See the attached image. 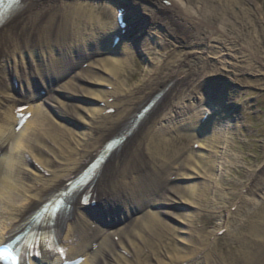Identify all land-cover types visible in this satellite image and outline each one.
Here are the masks:
<instances>
[{
	"label": "bare ground",
	"instance_id": "bare-ground-1",
	"mask_svg": "<svg viewBox=\"0 0 264 264\" xmlns=\"http://www.w3.org/2000/svg\"><path fill=\"white\" fill-rule=\"evenodd\" d=\"M150 1L156 10L169 12L167 14L174 17V29L182 35L184 45L190 49L175 58H167L168 61L159 66L150 78L132 90L123 89L129 82L127 79L120 84L122 89L113 88L112 92L86 91L78 83L82 80L100 84L102 81L94 77L93 69L119 75L120 67L125 65V52H120L119 45L112 47L111 42L115 36L121 37V32L115 31L116 11L103 8L101 13L99 8H90L78 0H21L18 12L0 27V245L10 239L21 223L52 193L64 188L68 181L76 177L105 142L116 137L123 129L130 128L129 120L155 94L163 93L161 99L132 128L125 141L110 154L98 176L90 183L91 200L93 197L96 200L105 192L114 191L133 201H140L142 205L147 203V209L157 206H161V209L147 210L142 218H134L119 228L107 230L83 215L81 209L87 206L80 203L78 196L72 200L71 210L61 225L62 236L58 244L64 249V254L48 250L41 252L35 259H28V264L44 261L62 264L81 258L80 264H121L119 252L132 258V248L136 246L131 238L137 236L136 239L140 237L144 240L143 232L156 236L160 254L164 256L165 261L156 258L158 261L154 264H219L231 259L227 256L224 259L219 251L212 250L213 246L206 242L199 246L200 256L198 254L192 261H185L187 251L172 247V252L178 254L179 260L166 262L169 257L164 252L165 246L176 237L187 240L179 235L189 233L187 227L196 214L184 212L170 215L178 221L174 226L161 222L159 215L169 214L170 211H164V207L176 202L200 209L198 200L207 186L202 188L198 180L210 165L206 153L212 149V143L208 137L194 141L206 153L185 147L168 154L167 147L173 138H157L154 125L165 118V111H171L174 104L185 96V90L201 70L198 67H205V58L210 53L224 68L234 65L246 72H257L264 76V52L245 40L244 31L249 33L250 28L239 22V26H234L230 32L220 31L213 26L215 14L210 15L208 9L202 11L198 7L194 12H179L173 2L183 4V0ZM165 2H170L171 8ZM206 4L230 16L245 11L237 0H209ZM109 17H113L110 25L113 29L107 32L103 20ZM105 37L110 39L107 46L108 51L113 50L110 54L105 53L104 43L108 40ZM93 43L97 47L93 48ZM37 48L41 50L38 58L42 67L39 68L35 60L37 54L34 53ZM53 49L60 51L55 58ZM5 52L19 56L13 61L12 71L25 83L23 92L28 94L17 97V91L8 83ZM71 72H74L72 76ZM33 76L37 77L36 82L31 83L27 78L31 80ZM38 77H42L50 88L44 97L42 93L34 95L35 90H32L36 87L35 83L38 84ZM70 91L88 93L95 103L90 108L68 105L58 95L63 93L67 99L71 95H68ZM33 99L40 100L41 105L38 103L35 107V104H31ZM21 105L27 109L18 112ZM47 108L53 110L54 114L62 111L70 113L75 117L74 126L83 129L74 131L73 128L62 126L60 134L54 136L55 143H43L46 127L51 121ZM25 113L30 114V117L16 132L15 128L19 124L17 116ZM181 114L178 112L176 116L180 117ZM192 123L195 126V122ZM173 126L175 131H181L185 122L175 121ZM172 131L170 128L168 133ZM9 141L11 145L7 150ZM37 147H42L49 156L42 158V161L33 159L31 153ZM188 168L192 173L181 172ZM178 178L194 183L177 186L173 181ZM220 197L224 198V195ZM243 228L249 235L238 241L235 248L238 258L231 260L234 264H264V213L254 215V218L250 216ZM130 263L125 259L124 264Z\"/></svg>",
	"mask_w": 264,
	"mask_h": 264
},
{
	"label": "rangeland",
	"instance_id": "rangeland-1",
	"mask_svg": "<svg viewBox=\"0 0 264 264\" xmlns=\"http://www.w3.org/2000/svg\"><path fill=\"white\" fill-rule=\"evenodd\" d=\"M208 1L189 0V2H184L183 0V4L174 1L173 5L179 12L186 10L189 13L194 12L198 7H201L202 11L208 9L210 15L215 14L212 24L220 31L230 32L235 28L234 26H239L240 23L246 28L249 27V33L244 31L245 40L251 42L259 51L264 52V0H237L245 8V11L243 14H233V16L221 13L218 8L217 10L209 8L211 6L206 4ZM78 2L88 5L90 8H99L101 12L103 8L115 11V5L120 0H78ZM138 5L140 7H136L137 11L134 10L127 16L128 19H132L133 26H139L130 30V34L125 36L119 45L120 52H125L123 57L126 59L125 65L120 67L122 68L119 71L120 74H113L110 71L105 73L93 69L94 77L102 82L94 84L79 81V85L86 91L90 90L96 93L112 92L113 88L120 90L122 89L120 84L126 79L129 82L123 89L132 90L150 78L168 59L175 58L190 49L184 45L182 35L174 29L176 23L174 17L171 18L167 14L169 12L156 10L150 0L138 1ZM165 5L169 6L167 3ZM111 21H113V17L103 20L107 29L110 28ZM178 30L179 28H177ZM104 45L105 53L110 54L107 50V41ZM92 47H97V44L93 43ZM34 53L40 55L39 50H35ZM53 53L56 55L57 51L53 50ZM210 54L205 58V67H198L201 70L193 77L189 87L185 90V96L174 104L171 111H165V118L154 125L157 138H173L167 147L168 154L185 147H192L194 151L201 150L195 147L194 141H202L206 137L210 138L212 143L210 152H204L209 157L210 165H208L207 171H204L203 177L198 180L202 188L207 186L203 196L198 200L200 209L176 202L172 206L164 207V211H170L169 214L159 215L161 222L174 226L178 221H175L176 219L174 220L170 215L183 214L184 212L196 214L194 220L192 219L193 221L187 227L189 233L179 235L187 240L176 237L168 242V246H165L164 252L169 257L166 262L179 260L178 254L172 252V247L176 246L187 251L185 261H188L199 254L200 247L206 242L213 246L212 249L219 251L224 259L226 256L237 259L238 253L235 248L239 244L238 241L249 235L248 231L243 228L245 221L250 216L254 218V215L264 213V210H261L264 209V76L257 72H246L234 65L224 68L220 64L221 62L218 63V59H215L212 53ZM4 55L6 56L4 65L7 71V80L12 86L11 77L13 78L15 75L12 72L13 61L19 56H13L10 52H5ZM91 57L97 59L93 55ZM104 68L108 69L109 67L105 66ZM73 73L71 72L70 75L72 76ZM89 76L91 77V75ZM17 81H19L18 78ZM3 83L6 84L5 80ZM14 88L20 94L24 84L20 85L17 82V86ZM70 92L68 95H71L67 99L63 97V93L58 95L68 105L90 108L95 103L88 93ZM47 110L51 114V121L46 127L43 143L50 145L51 141L54 142V136L60 134L59 130L62 126L73 128L74 131L83 129L74 126L75 117L70 113L69 115L62 111L54 114L53 110L48 108ZM178 112L182 113L180 117L176 116ZM181 120H184L185 127L181 128V131H175L173 122ZM192 121L195 122V126ZM84 128L86 129V126ZM170 128L174 131L168 133ZM66 138L69 139L68 136ZM7 146L9 150L10 142ZM31 155L34 156L33 159L39 161L49 156L42 150V147L35 148ZM190 170L189 168L183 169L181 172L189 174L192 173ZM173 183L182 186L193 184L194 181L178 178ZM220 195H224V198H221ZM160 209L161 206L150 207V209L146 208L144 212L147 210L159 211ZM144 214L135 218H142ZM254 221H259V219H254ZM158 225L162 227L161 224ZM143 237L144 240L140 237L136 239L137 236L131 238L135 241L136 246V248L131 246L132 258L119 252L121 253L119 254L121 264L125 263V259L131 262L130 264H154L158 258L165 261L164 256L160 254L158 243H156V236L150 232H143ZM231 259L225 261L234 264L235 262Z\"/></svg>",
	"mask_w": 264,
	"mask_h": 264
},
{
	"label": "snow or ice",
	"instance_id": "snow-or-ice-1",
	"mask_svg": "<svg viewBox=\"0 0 264 264\" xmlns=\"http://www.w3.org/2000/svg\"><path fill=\"white\" fill-rule=\"evenodd\" d=\"M5 22L3 17H0V24H3Z\"/></svg>",
	"mask_w": 264,
	"mask_h": 264
}]
</instances>
